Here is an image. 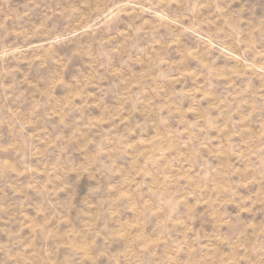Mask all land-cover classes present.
Masks as SVG:
<instances>
[{
    "label": "rangeland",
    "instance_id": "1",
    "mask_svg": "<svg viewBox=\"0 0 264 264\" xmlns=\"http://www.w3.org/2000/svg\"><path fill=\"white\" fill-rule=\"evenodd\" d=\"M0 264H264V0H0Z\"/></svg>",
    "mask_w": 264,
    "mask_h": 264
}]
</instances>
